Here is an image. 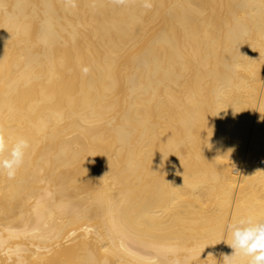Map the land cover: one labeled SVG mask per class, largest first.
<instances>
[{"label": "bare ground", "instance_id": "1", "mask_svg": "<svg viewBox=\"0 0 264 264\" xmlns=\"http://www.w3.org/2000/svg\"><path fill=\"white\" fill-rule=\"evenodd\" d=\"M152 2L0 0V264H223L264 219V0Z\"/></svg>", "mask_w": 264, "mask_h": 264}, {"label": "clouds", "instance_id": "2", "mask_svg": "<svg viewBox=\"0 0 264 264\" xmlns=\"http://www.w3.org/2000/svg\"><path fill=\"white\" fill-rule=\"evenodd\" d=\"M116 7H127L138 3L147 11L153 7L152 0H109ZM67 9H75L78 0H63ZM90 68L81 67V73L88 75ZM30 149V142L18 137L9 145L5 130L0 127V176L14 179L24 165ZM228 238L225 241L232 249L231 255L223 257V264H264V219H255L251 214L241 216L226 226ZM224 241V240H223Z\"/></svg>", "mask_w": 264, "mask_h": 264}]
</instances>
